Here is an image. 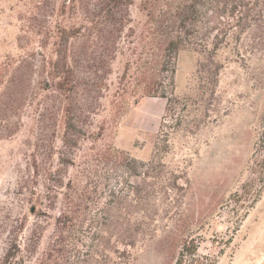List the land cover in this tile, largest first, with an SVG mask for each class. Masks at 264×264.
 I'll return each mask as SVG.
<instances>
[{
  "label": "rangeland",
  "instance_id": "obj_1",
  "mask_svg": "<svg viewBox=\"0 0 264 264\" xmlns=\"http://www.w3.org/2000/svg\"><path fill=\"white\" fill-rule=\"evenodd\" d=\"M146 20L144 0H0V263L15 244L38 262L68 194L108 202L160 139L133 264H174L192 238L214 264H264V48H221L205 93L199 52L180 49L192 105L167 113L143 92Z\"/></svg>",
  "mask_w": 264,
  "mask_h": 264
},
{
  "label": "trees",
  "instance_id": "obj_2",
  "mask_svg": "<svg viewBox=\"0 0 264 264\" xmlns=\"http://www.w3.org/2000/svg\"><path fill=\"white\" fill-rule=\"evenodd\" d=\"M144 12L150 36L144 33L143 92L166 97L167 113L186 112L192 105L188 97L175 93L173 67L180 49L199 52V88L205 93L208 85L218 82L221 48L234 47L242 56V48H264V0H144ZM163 142L154 140L157 149L150 160L131 158L128 171L140 176V182H127L112 191L108 202L93 200L91 206L83 195L68 194L56 219L52 241L39 261L30 264H133V250L147 231V220H152L144 212L152 192L144 186L160 176ZM236 196L239 198L238 193ZM182 231L177 228L173 232L172 243L182 240ZM18 251V245L11 246L0 264H27L17 261ZM214 261V256L198 253L192 238L184 241L174 264Z\"/></svg>",
  "mask_w": 264,
  "mask_h": 264
}]
</instances>
